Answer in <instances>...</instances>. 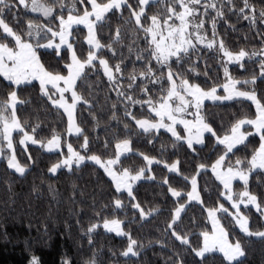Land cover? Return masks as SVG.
<instances>
[{"label":"snow or ice","instance_id":"6c2138e0","mask_svg":"<svg viewBox=\"0 0 264 264\" xmlns=\"http://www.w3.org/2000/svg\"><path fill=\"white\" fill-rule=\"evenodd\" d=\"M155 3L158 10L150 12L149 0H135V3L130 0H119V3L115 4L112 3V0H73L71 6L65 4L64 0H59L58 4L52 5L40 3L39 0H31L30 5L27 0H0V77H2L0 91L3 94V98L0 100V158H4L6 148L14 152L15 141L13 138L20 134H26L29 137L28 142L39 145L41 141L37 139L36 133L43 125L44 117L47 116L51 120L48 113L52 111L57 116L63 113L65 120V131L61 141L63 143L64 137L69 139L60 151L63 155L64 148L71 149L70 155L63 156L62 162L66 166V170L70 172L71 165L75 163L78 167L85 161L92 163L100 161L98 166L103 168V158L99 153L91 151V142L87 134L83 135L79 147H75L71 142L73 134L67 131L68 121L71 118L80 133H84L83 126L79 124L78 112L80 108L92 109L94 107L93 99L85 98L84 89L87 88L91 92L92 84L87 79V75L94 74L97 64H100L109 86V99L111 100V93H115L118 101V104H109L111 111L108 114V119L120 123L125 132L124 136H120L117 130L116 139L112 142L113 154L110 159L117 161L112 170L117 172V175L127 173L124 176L123 187H116L115 182L113 183L117 195L121 191L128 193L131 207L136 213H139L141 220L150 219L152 215L157 214L156 209H146L141 204L135 189L139 182L145 178V173L150 179H156L153 166L160 163L159 154L177 151L183 147L186 159L191 157L197 162L189 165L193 173L191 177L184 172L185 165L179 156L175 157L173 161L175 168L167 161L163 162V169L168 173L163 178V184L173 205L169 210V219L165 230L178 243L191 247L194 254L203 259L201 251L192 245L191 231L180 228L185 220L193 225L197 223L195 214L189 215L192 205L195 204L203 213L201 223L203 225L210 223L211 225L210 229L205 228L197 232V235L201 236V240L205 232L211 234L212 224L218 222L224 228V233L228 234V242L239 247L240 254L245 255L243 245L238 239L234 241L231 238L228 228L220 219L221 211H228L227 204L232 203V206L236 207L225 195L222 185L219 188V195L211 206L207 202L205 193L210 194V189L206 184H202V174L212 173V165L215 164V160L207 164L199 161L197 145L206 143L205 134H211L215 143H219L222 138L209 119L205 101L215 103L219 100L220 103H224L226 99L250 100L254 97L255 102L264 108V99H261L259 93L254 90L257 80L264 78V43L261 44L259 51L251 53L244 48L233 51L232 48L227 47L223 37L219 34L216 23L217 18L224 19V14L217 10L214 0H155ZM242 3L244 6L241 7V12H255L254 7L252 9L246 7L247 0H242ZM109 4L112 6L105 7ZM21 8L25 13L34 14L39 11L43 19L37 23L25 16L23 24H21ZM57 9L60 13L66 12V15L57 14ZM233 10H235L234 7ZM210 11L212 15L209 19ZM128 13L131 15L129 16ZM9 15H11L12 23H8ZM74 15L88 18L83 26L86 31L89 27L91 28L94 40V43L90 44L88 36L85 35L84 43L88 47L83 55L77 52L75 44H71V53L68 51L67 45H59L60 35L56 32V28L43 24V20L55 16L56 24L59 25L60 22ZM197 16L200 17L199 21L195 19ZM244 19L247 20V15ZM129 20L134 25L131 30L128 27ZM228 23L229 26H233L231 22ZM41 25L46 29L48 35L41 32ZM102 25H109V27L101 31ZM73 26L71 24L65 26L69 37L72 35ZM42 36L43 39H41ZM117 47L121 50L127 49V55L121 53L124 55L123 59L115 60L113 63L109 56L100 55L101 50H104L111 57H115ZM200 49H205L207 53L215 52L216 63L223 65L219 70L221 80L219 84L209 81V86L206 87L198 79L200 69L195 65H200L205 69V79L208 78L207 68L209 66L207 60L200 59L198 55ZM49 54H53L54 57L51 63L47 59ZM72 54H75L76 60L79 62L77 66L72 64ZM256 57H260V59L256 62L255 70L250 77L233 76L231 65H238L239 71L244 72L246 67L244 60L251 61ZM129 60H131V70L128 71L127 79L131 82L127 84V91H123L126 78L125 69H128ZM137 65L140 69L138 75L135 74L138 69ZM117 78H119V82H117ZM5 81L7 83H3ZM229 84L234 89V94L231 96L228 95ZM136 85L140 87L138 93L134 94L133 89ZM242 85L252 87L253 91L249 93L241 87ZM29 89L35 91V101L31 97ZM118 105L119 113L117 112ZM96 106H99L98 101ZM253 106L255 107V105ZM26 109H31L34 114L32 116L37 121L35 125H32L30 120H21L18 113ZM102 112L103 109H101ZM257 114H254L252 119ZM119 116H123L125 121L121 122ZM91 119L96 126L95 134L101 127L99 121L102 119V114L92 112ZM240 119L247 121L249 118L241 117ZM127 121H130L131 124ZM26 125L28 126L26 127ZM201 125L207 126V132L203 136L200 135ZM130 128L134 129L131 133L129 132ZM53 130L55 131V128ZM242 131H245L243 126ZM140 133H143V139L146 140L149 149L153 144H157V140L164 138L163 133L167 134L169 143L167 146L163 142L157 144L156 154L149 156L134 147L133 140ZM190 136L191 139H189ZM249 137L259 138L258 147L249 146L248 155L237 158L236 162L241 169L245 162L250 161L252 156L260 150L261 145H264V129L255 133L246 132L243 143H248ZM21 143L27 148V143ZM101 144L103 148L107 149L108 138L104 137ZM241 147L242 144H236L232 151H237ZM116 149L121 150L120 160H117ZM132 152L140 155L145 162L151 161L152 163L137 171L124 168L121 164L122 157ZM230 154L227 149L221 153L225 162ZM77 157L79 160L76 159ZM58 170V166H53L50 169L53 174ZM105 175H108L107 171H105ZM173 175L185 181L186 187L179 188L177 186L174 189L171 186ZM249 175H251L250 172ZM108 178L112 179L111 176ZM193 179H195L198 199L190 198ZM247 195L253 194L247 193ZM256 201L258 204V196ZM113 205L114 211H123L122 200L114 197ZM237 211H240L239 208ZM230 215L235 218L234 214L230 213ZM123 225L124 221H120L121 228ZM234 227H239V224ZM250 233L249 229L246 234ZM126 235L129 237L131 245L137 243L131 237L130 232ZM177 256V264H184V261L179 258V254ZM30 264H39V257L32 255ZM62 264H72L71 258H65Z\"/></svg>","mask_w":264,"mask_h":264},{"label":"trees","instance_id":"16d2710c","mask_svg":"<svg viewBox=\"0 0 264 264\" xmlns=\"http://www.w3.org/2000/svg\"><path fill=\"white\" fill-rule=\"evenodd\" d=\"M44 1L48 5L59 3V0ZM64 2L71 6L73 0H64ZM130 2L135 3V0H130ZM214 2L217 10L224 14V19L217 18L216 23L226 46L232 48L233 51H238L241 48L247 49L250 53L259 51L261 44L264 43V0H247L246 7L248 9L254 7V13L252 11L246 13L240 11L241 7L244 6L242 0H214ZM148 8L150 12L158 10L155 2L149 3ZM125 11L127 12V9ZM57 14L66 15V12L60 13L57 9ZM128 15L131 14L128 13ZM211 15L210 11L209 19ZM245 15H247V20L244 19ZM20 16L21 24H23L25 16L33 21L43 19L40 15L25 13L23 8H21ZM197 18L200 19L199 16ZM7 20L8 23H12L11 15L8 16ZM43 21L51 24L54 21L56 24V17L53 16L51 19ZM228 22H231L233 26H229ZM108 27L109 25H102L100 30L104 31ZM128 27L129 30L134 27L130 20ZM87 34L84 26L78 25L72 29L71 42L75 44L77 52L81 55L85 53L88 47L84 43ZM68 51L70 52L69 48ZM122 52L127 55V49L121 50L119 47H117L115 57H111L104 50H101L100 55L109 56L110 61L114 63L115 60L124 58ZM198 55L201 60H207L209 65L207 79L204 77L205 69L200 65H195L200 69L198 79L206 87L209 86V81H215L219 84L221 82L219 70L223 65L216 63L215 52L207 53L205 49H200ZM47 59L50 63L53 62V54H49ZM259 59L260 57L251 61L244 60L246 66L244 72L239 71L238 65H231L233 76L250 77ZM137 68L135 74L138 75L139 65ZM130 70L131 60H129L128 69H125L126 78L123 91H127V84L131 82L127 79ZM87 79L92 84V90L89 92L85 88L84 94L86 99H93L94 107L92 109H79L78 120L79 124L83 126L84 133L73 135L71 142L75 147H79L83 135L87 134L91 142V151L99 153L103 159H108L113 154L112 142L116 139V131H119L120 136L125 135L120 123L108 119V114L111 111L109 104H118V101L115 93H111V100L109 99V86L101 71L100 64H97L94 74L87 75ZM0 81H2V77H0ZM117 82H119V78H117ZM139 87L136 85L133 89L134 94L138 93ZM241 87L253 90L250 86L242 85ZM254 90L259 93L261 99H264V78L257 80ZM28 91L35 101V91L30 89ZM2 98L3 94L0 91V100ZM97 101L99 106H96ZM205 105L209 119L216 127L218 135L228 134L229 129L231 132L240 121L244 120L240 119L241 117L252 118L257 113L254 104L246 99H233L224 101V103L209 101ZM101 109H103L102 113ZM92 112L102 114V119L99 121L101 127L97 129L95 134L96 126L91 119ZM117 112L119 113V105ZM18 114L22 121L30 120L32 125L37 122L32 116L34 114L31 109L22 110ZM48 116L51 117V120L47 116L44 117L43 125L36 133L37 139L49 140L56 135L63 136L64 134L63 113L57 116L55 112L50 111ZM118 118L121 122L125 121L123 116ZM127 122L131 124L130 121ZM133 130L130 128L129 132L131 133ZM20 135L15 137L16 140L20 138ZM163 136L162 140H157V144L163 142L167 146L169 143L167 134L163 133ZM104 137L108 138L107 149L103 148L101 144ZM68 139V137H64V142H67ZM248 140L249 142L243 143L239 150L231 152L227 160L228 164L237 166V158L248 155L249 146L258 147V137H249ZM133 144L136 149L147 153L149 156L156 154L157 144H153L149 149L146 140L143 139V133H140L133 140ZM197 147L199 149L198 160L205 164L212 160L216 161L225 151L223 145L215 143L211 134L206 135V143L197 145ZM15 153L19 162L26 166L27 170L24 174H19L8 167L5 161L0 167V264H30L32 255L39 257V264H62L65 258H71L72 264H177V254L184 261V264H229V261L222 254L216 252L204 255L203 259L198 258L191 247L178 243L165 230L169 219V210L173 205L163 184V178L168 175L163 169V162L167 161L172 164L175 157L179 156L185 165L184 172L190 177L193 173L189 165L197 162L191 157L186 159L183 147L177 151L159 154L160 163L153 166L156 179L141 180L136 187L135 191L141 204L146 209H156L157 214L145 220H141L139 213H136L131 207L127 192L121 191L117 195L113 188V180H110L109 176L105 175V170L97 164L85 162L78 167H73L70 172L66 168H62L53 174L50 169L62 159L63 155L60 151L48 152L34 145H28L27 148H24L16 141ZM122 159V166L130 168L132 171L146 168L148 165V161L142 160L140 155L135 152L125 155ZM251 160L245 162L243 169L250 168ZM202 184H206L210 189V194L206 192L205 195L211 206L219 195V188L222 183L212 171L211 174H202ZM236 184L237 190L243 187V183L237 182ZM171 186L174 189L177 186L185 188L186 182L173 175ZM248 189L253 195L259 197V205L264 208V170L257 169L251 173ZM114 197L123 201V211H114ZM244 211L249 218L251 235L245 234L238 227H234L236 221L231 215H221L231 238L233 240L238 239L246 253L231 264H264V234L259 236L260 238L254 235L264 231L263 209L258 211L253 207H245ZM192 214H195L197 223L193 225L185 220L180 228L191 231L192 245L199 249L203 244V237L201 240V236L197 235V232L205 228L210 229L211 225L210 223L207 225L201 223L203 213L198 205H192L189 215ZM110 219L124 221V230L126 233L130 232L131 237L137 241L133 245L134 255L123 254L130 246V240L126 234L120 236L106 231L102 227L101 224Z\"/></svg>","mask_w":264,"mask_h":264},{"label":"rangeland","instance_id":"374dc122","mask_svg":"<svg viewBox=\"0 0 264 264\" xmlns=\"http://www.w3.org/2000/svg\"><path fill=\"white\" fill-rule=\"evenodd\" d=\"M39 2L46 4V2L44 0H39ZM151 2H155V0H149V3H151ZM27 3L30 5L31 0H27ZM112 3L113 4L119 3V0H112ZM111 6H112V4H109V5H106L105 7H111ZM34 14L42 16L39 11L35 12ZM52 17H50L49 19H51ZM87 19L88 18L86 16L79 17V16L74 15L72 17H69L67 20L60 22L59 25L55 24L54 21H52V24L49 22L43 21V24L47 25L48 27L56 28V32L60 35L59 45H67V47L69 48L70 53H71L72 42L69 43V41H71L72 35H71V37H69L67 29L65 26L69 25V24L74 25L73 27L78 26V25L83 26V23L87 22ZM195 19H196V21L200 20L197 17ZM35 22L39 23L40 21L35 20ZM73 27H72V29H73ZM40 30L45 35H48V33H47L46 29L43 27V25H41ZM87 32H88L87 36L89 38V43L90 44L94 43V40L92 39L90 27L87 29ZM43 38L44 37L42 36L41 39H43ZM193 39H195V37H193ZM71 58H72L73 66H77L79 64V62L76 60L75 54H72ZM245 90L248 91L249 93H251L253 91V90H249V89H245ZM220 92L222 94V89L220 90ZM233 94H234V89H233L232 85L229 84L228 85V95L231 96ZM241 99H243V98H241ZM246 100H249V99H246ZM225 101H229V100L226 99ZM249 101H251L255 105L256 111L258 113L255 116V118L254 119L249 118L247 121L242 120L233 128V130L230 132V134L228 133L225 135H220L222 138L220 139L218 144L223 145L224 148L227 149L228 152H230V153L232 152V149L236 144H243V142L245 141V138H246V132L255 133V132L260 131L261 129H264V108H261L260 105L255 102L254 97H252ZM206 102H209V101H205V103ZM216 102H219V100H217ZM73 103H75V101H73ZM242 126L245 129V131H242ZM67 131L71 132L73 135L81 134L79 128L76 126L75 122H73L71 120V118H69V121H68V130ZM205 132H207V126L201 125L200 126V135L203 136ZM15 135L16 134L14 133V136ZM206 135L207 134H205V136ZM61 137H62V135H56L52 139H49V140H40L39 139L41 141V143L39 145L32 143V142H28L29 137L26 134H21L20 138L17 140L14 137L13 140L15 141V150L13 152L7 148L5 149L4 158H0V167L2 164H4L6 162L7 166L10 167L12 170H14L15 172H17L19 174H24L25 171L27 170V167L24 166L23 164H21L16 157V153H15L16 141L22 147H24V146H23V143H21V142H24V143H27V146L28 145H34V146H38V147L42 148L45 151L52 152V151H60V149L64 146V144H66L68 142V141L67 142L63 141V143H62ZM189 139H191V136L189 137ZM199 145H202V144H199ZM120 151H121L120 149H117V151H116L117 160H120ZM70 154H71V149L64 148L63 156L70 155ZM125 155H127V154H125ZM63 156H62V159L54 165V166H58L59 170L62 168H66V166L62 162ZM76 159L79 160V157H77ZM85 162H91V161H85ZM85 162H82L79 165H81ZM102 162H103V169L105 171H107L108 176L112 177V180H113V182H115L116 187H123L124 176H126L127 173L125 172L122 175H117V172H114L112 170L113 165L117 161L111 160L110 158H108V159H103ZM99 163H100V161H97L95 164L98 165ZM151 163H152L151 161H148V165ZM171 165L173 168H175L174 163H172ZM75 166H76L75 163L73 165H71V169ZM257 169L264 170V145H261L260 150L255 153V155L253 156V158L251 160L250 168L247 170L241 169L238 165L234 166V165L228 164L227 162H225L224 157L222 155L215 161V164L212 165V171H213L215 177L222 183V185L224 187L225 195L236 205V207H233L232 203L227 204L228 211H221L220 219L222 220L221 215H223V214H225V215H230V213L234 214V216H235L234 219L236 221V224H239L238 228L242 232H244L245 234L248 233L249 229H250L249 218L244 211L245 207H253L258 211L263 209V218H264V208H262L259 205V203L257 204L256 196L255 195H247V193H251L250 190L248 189V183H249L250 176H251V175H249V172L252 173L254 170H257ZM117 171H119V169H117ZM144 179L150 180L147 173H145ZM144 179H142V180H144ZM237 182L243 183V187L240 188L239 190L236 189V186H237L236 183ZM176 194L178 195L179 193L177 192ZM190 198H192V199H198L199 198V195L196 192L195 179L192 180V188H191ZM237 208H239V210H240L239 212L237 211ZM231 216L233 217V215H231ZM120 221H122V220L110 219V220H106L101 225L106 231L113 232L117 235L123 236L126 234V231L124 230V227L121 228ZM251 234L252 233H250L248 235H251ZM263 234H264V231L255 233L254 235L259 237ZM199 250L201 251L203 256L206 254H209V253H215V252L220 253L228 261H231V262L237 261L244 256V255L240 254L239 247L234 246L233 244H230L228 242V234L224 233V228H222L218 222L212 224L211 234H208L206 232L203 234V244H202L201 248H199ZM125 253H127L126 255H134L133 253H135V251H134L133 245L130 244L129 248L125 251Z\"/></svg>","mask_w":264,"mask_h":264}]
</instances>
